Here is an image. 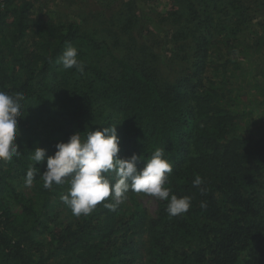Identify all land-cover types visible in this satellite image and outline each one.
Returning <instances> with one entry per match:
<instances>
[{
  "label": "trees",
  "instance_id": "obj_1",
  "mask_svg": "<svg viewBox=\"0 0 264 264\" xmlns=\"http://www.w3.org/2000/svg\"><path fill=\"white\" fill-rule=\"evenodd\" d=\"M117 1L95 27L0 0V91L24 96L22 154L0 160V264H264V116L259 134L236 132L230 86L247 39L264 45V0H169L146 23L145 2L104 6ZM69 45L83 72L59 62ZM109 125L118 156H140L138 170L165 149L173 172L164 187L192 198L185 214L170 217L160 200L150 216L129 191L115 211L109 198L74 216L61 201L68 180L43 186L46 161L34 165L30 194L19 187L35 147L52 155L71 134Z\"/></svg>",
  "mask_w": 264,
  "mask_h": 264
},
{
  "label": "clouds",
  "instance_id": "obj_2",
  "mask_svg": "<svg viewBox=\"0 0 264 264\" xmlns=\"http://www.w3.org/2000/svg\"><path fill=\"white\" fill-rule=\"evenodd\" d=\"M65 70L75 68L83 72V64L78 59V50L69 45L59 57ZM24 96L21 93L9 95L0 91V160L11 161L22 153L15 142L18 135V119L22 118L21 109ZM80 132L71 134L68 140L57 142L55 152L46 154V149L35 147L31 157L34 163L27 169L25 186L30 187L37 174H41L35 164L46 161L42 173L43 186L52 189L68 180L69 190L61 196L74 216H87L101 202L111 198L104 206L115 211L124 203L129 191L146 194L158 200L168 201L166 211L170 217L185 214L191 207L190 196L170 195V189L164 187L172 164L164 158V148H156L144 167L137 168L141 159L135 153L128 158H120L118 153L119 137L115 126L109 125L100 130L88 131L86 138ZM114 174L115 180L110 177ZM203 183L200 176L193 180V186L199 188ZM203 191V189H201ZM201 206H206L203 202Z\"/></svg>",
  "mask_w": 264,
  "mask_h": 264
},
{
  "label": "rangeland",
  "instance_id": "obj_3",
  "mask_svg": "<svg viewBox=\"0 0 264 264\" xmlns=\"http://www.w3.org/2000/svg\"><path fill=\"white\" fill-rule=\"evenodd\" d=\"M31 1L33 2L32 16L35 18H56L59 16L75 18L79 22L95 27H101V24L98 25L100 19H102L100 16H109L111 10L120 3V1H117L112 3L110 7H106L104 6V0ZM137 1L139 3L145 2L142 5L140 4L139 10L137 9L144 23L149 22L148 18L152 17V8L157 11H165L170 6L169 0ZM247 40L249 45L253 43V47L251 49L248 47L241 68L235 71L236 76L230 80L234 95L232 109L238 116L233 128L238 133L259 134L263 130L261 120L264 116V45L261 44L256 47L253 38ZM162 68L165 70L163 65ZM19 187L26 193H31V187H26L25 183H20ZM135 196L149 215L155 216L160 200L146 194L136 193ZM13 210H17V207L13 206ZM59 218L65 219L67 214L60 211Z\"/></svg>",
  "mask_w": 264,
  "mask_h": 264
}]
</instances>
